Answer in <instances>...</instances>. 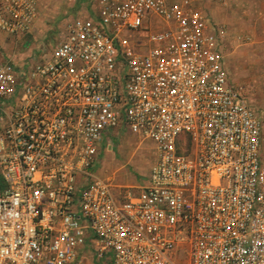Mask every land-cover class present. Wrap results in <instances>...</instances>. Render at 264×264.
Instances as JSON below:
<instances>
[{
    "label": "built area",
    "instance_id": "1",
    "mask_svg": "<svg viewBox=\"0 0 264 264\" xmlns=\"http://www.w3.org/2000/svg\"><path fill=\"white\" fill-rule=\"evenodd\" d=\"M91 4L0 61V264H264V121L219 28L195 0ZM33 5L0 0V32H29ZM128 135L155 160L117 189L99 171Z\"/></svg>",
    "mask_w": 264,
    "mask_h": 264
},
{
    "label": "rangeland",
    "instance_id": "2",
    "mask_svg": "<svg viewBox=\"0 0 264 264\" xmlns=\"http://www.w3.org/2000/svg\"><path fill=\"white\" fill-rule=\"evenodd\" d=\"M33 1L35 21L29 32L21 37H8L0 32L5 43L0 46V61L13 58L26 62L30 56L39 57L43 47L58 43L67 23L93 11L91 0ZM195 2L220 30L219 49L230 82L264 121V0ZM128 38L138 40L131 34ZM102 160L101 176L110 179L118 189L142 185L155 159L149 143L128 135L119 137Z\"/></svg>",
    "mask_w": 264,
    "mask_h": 264
},
{
    "label": "crops",
    "instance_id": "3",
    "mask_svg": "<svg viewBox=\"0 0 264 264\" xmlns=\"http://www.w3.org/2000/svg\"><path fill=\"white\" fill-rule=\"evenodd\" d=\"M4 39L3 37L0 35V46H3L5 43L3 42ZM18 44V43H17ZM17 44H13L14 46H17Z\"/></svg>",
    "mask_w": 264,
    "mask_h": 264
}]
</instances>
